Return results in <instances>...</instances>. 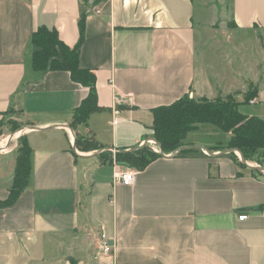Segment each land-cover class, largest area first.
Instances as JSON below:
<instances>
[{"label": "crops", "instance_id": "1", "mask_svg": "<svg viewBox=\"0 0 264 264\" xmlns=\"http://www.w3.org/2000/svg\"><path fill=\"white\" fill-rule=\"evenodd\" d=\"M216 2L0 0V120L16 108L30 122L0 134L1 200L14 184L18 138L32 148L28 186L0 206V264H264V174L242 168L222 139H193L216 134L213 126L189 133L200 151L161 154L132 167L135 182L125 184L114 175L127 163L76 145L71 121L89 87L32 64L41 25L78 43L85 3L80 64L96 74L101 109L79 132L132 151L153 138L156 107L187 94L238 92L242 101L250 83L264 118V0H230L231 25L220 26ZM101 232L113 254L99 250Z\"/></svg>", "mask_w": 264, "mask_h": 264}, {"label": "trees", "instance_id": "2", "mask_svg": "<svg viewBox=\"0 0 264 264\" xmlns=\"http://www.w3.org/2000/svg\"><path fill=\"white\" fill-rule=\"evenodd\" d=\"M85 3L89 0H82ZM79 19L80 39L71 47L66 44L55 27L41 25L32 34V43L36 47L33 52L32 64L38 71H68L74 81L89 87V94L75 108L71 127L86 124L90 114L101 109L98 104L96 89V74L80 64V51L85 40L86 32V4ZM96 1L94 2V4ZM237 93L226 96L218 94L214 99H196L189 94L181 97L169 105L154 109L153 139L158 143L161 152L148 151L144 145L132 151L116 152L115 159L127 163L128 167L144 169L156 157L165 154H188L200 151V145L187 140L190 132L200 125L214 126L224 133L231 134L227 145L231 154L242 168H249L247 161L261 162L264 159V118L254 112L242 109L244 105H251L250 100L258 96L259 86L249 84L248 90L243 93L244 99L239 101ZM2 130H0V134ZM21 145L18 148V157L15 170L14 184L9 196L0 199V206H9L14 203L28 186L31 175L32 148L25 136H21ZM81 141L76 138V145L84 151L95 149L96 145L103 146L95 141ZM240 151L242 159L235 154ZM111 155V154H110ZM110 156L111 161L113 158ZM253 173H261L259 168H252Z\"/></svg>", "mask_w": 264, "mask_h": 264}, {"label": "rangeland", "instance_id": "3", "mask_svg": "<svg viewBox=\"0 0 264 264\" xmlns=\"http://www.w3.org/2000/svg\"><path fill=\"white\" fill-rule=\"evenodd\" d=\"M216 9H217V12H218V17L220 18V20L218 22V26L225 25V24L231 25V15H232V13H231L230 0H217ZM249 60L251 61V58ZM257 107H258V105H256V106H254V105H244L242 107V109L245 110V111H249V112H256L257 111ZM29 124H30V122L27 120V118L23 115V113L20 110H18L16 108H11L10 110L6 111L3 114L2 119L0 120V130H3V126H4V128H6V131L8 133H14V132L18 131L21 128L28 127ZM82 125H84V124H80L78 126H75V128H74V131L77 132V135L79 136V139L81 141H88L90 144H94L95 142L93 141V137H92L91 134L79 132V127L82 126ZM205 125H207V124H205ZM213 128H215V130L217 131L216 134H214V133L213 134H209V133H204V132L201 131V132H199L200 136H193V139L200 140V141L207 142V143L212 142L214 140L216 141V140L222 139V141H224L222 147H225L227 145V143H228V142L225 143L227 141V140H225V139H227L226 138L227 133L222 132L221 130H219L218 128H216L214 126H213ZM20 137L18 138L19 146L21 145V142H22V139H20ZM144 146L146 148H148V151H153L155 153H160V149H159V146L157 144H156V146H154L152 143L146 142L144 144ZM78 147H79L80 150L84 151L80 146H78ZM94 148L95 149H93V150H95L96 153H98L101 157H103L106 160H108L111 155H112V158L114 159V156L116 155V152H118L116 150L108 149V148H106L104 146H100V145H96ZM156 149H158L159 151H156ZM228 150H230V149H227L226 151H228ZM89 151H92V150H89ZM235 152L236 153L238 152L237 153L238 158L242 159V154L240 153V151L235 150ZM247 165L251 166V167L260 168L261 173L264 174V159H262L261 162L247 161Z\"/></svg>", "mask_w": 264, "mask_h": 264}, {"label": "built area", "instance_id": "4", "mask_svg": "<svg viewBox=\"0 0 264 264\" xmlns=\"http://www.w3.org/2000/svg\"><path fill=\"white\" fill-rule=\"evenodd\" d=\"M256 101H257V99L255 97V98L250 100V104H254V103H256ZM147 142L152 143L154 146H156V144L158 145V143L153 138L149 139ZM159 149H160V147H159ZM156 151H159V150L156 149ZM160 152H161V150H160ZM114 178L117 181H121L125 184H133L135 182V179H136V170L132 169V168H128L127 170L116 171ZM260 211H261V214L264 216V207L260 208ZM239 218L241 220L247 219L248 213H246V212L242 213L239 216ZM99 250L101 251V253L108 254V255L113 254L115 251L114 246L110 243L109 238L105 232H101L99 235Z\"/></svg>", "mask_w": 264, "mask_h": 264}, {"label": "water", "instance_id": "5", "mask_svg": "<svg viewBox=\"0 0 264 264\" xmlns=\"http://www.w3.org/2000/svg\"><path fill=\"white\" fill-rule=\"evenodd\" d=\"M164 154V153H163Z\"/></svg>", "mask_w": 264, "mask_h": 264}]
</instances>
